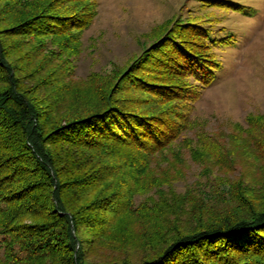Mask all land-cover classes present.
Listing matches in <instances>:
<instances>
[{"label": "trees", "instance_id": "1", "mask_svg": "<svg viewBox=\"0 0 264 264\" xmlns=\"http://www.w3.org/2000/svg\"><path fill=\"white\" fill-rule=\"evenodd\" d=\"M23 1H9L11 21L0 26V264H264V197L250 193L264 195V180L243 182L239 177L211 183V193L221 196L208 194L200 208L219 201L217 212L168 226L149 255L103 262L86 257L87 246L101 241L142 204L135 195L146 189L152 156L178 136L184 113L174 104L188 102L173 93L189 92L191 85L173 77L172 65L184 64L188 74L208 84L217 61L190 39H172L183 51L175 48L184 63L173 58L163 80L150 73L156 64L142 61V72L134 73L135 66L124 70L117 82L119 93H108L100 106L63 111L64 101L52 99L53 92L39 93L44 80L24 83L37 71L22 73L11 54L31 37L43 47L50 34L80 31L93 14L56 12L57 5L51 3L36 10L28 6L30 11L27 6H21L25 11L13 9ZM11 36L15 39L7 40ZM203 37L210 38L209 33ZM197 44L208 46L205 41ZM32 51L28 47L21 57ZM158 63L168 64L163 59ZM123 79L166 94L169 104L139 105L144 97L122 92L135 87L127 81L121 86ZM254 143L248 147L253 145L251 155L260 169L264 143Z\"/></svg>", "mask_w": 264, "mask_h": 264}, {"label": "rangeland", "instance_id": "2", "mask_svg": "<svg viewBox=\"0 0 264 264\" xmlns=\"http://www.w3.org/2000/svg\"><path fill=\"white\" fill-rule=\"evenodd\" d=\"M9 1L0 0V17L6 18L0 26L11 21ZM49 3L57 5L56 12L93 15L80 31L48 35L43 47L36 38H29L13 50L11 59L23 68L22 73L35 69L37 73L24 83L44 80L39 93L53 92L52 99L64 101L63 111L100 106L108 93H119L117 82L124 70L135 66L134 73L142 72V61L156 64L150 73H158L163 80L175 59L184 63V57L177 55V50L183 51L172 39H190L217 61L208 84L188 74L184 64L172 65L173 77L191 85L189 92L173 93L188 102L174 104L184 113L177 125L178 136L152 156L148 182L143 183L146 189L135 195L136 203L142 204L114 224L101 241L87 246L88 259L139 260L153 251L168 226L217 212L219 201L200 208L207 197L221 196V192L211 193V183L238 177L243 182L264 180V162L258 169L250 151L253 145L248 147L251 140L264 143V0H24L13 9L25 11L21 6H27L30 11ZM205 33L210 38L203 37ZM204 41L208 46L197 44ZM28 47L33 51L22 58ZM161 59L168 64L158 63ZM126 81L120 80V85L130 82ZM130 83L135 87L122 92L144 97L139 105L163 108L169 104L166 94ZM206 149L211 154L203 155ZM250 193L264 197L262 192Z\"/></svg>", "mask_w": 264, "mask_h": 264}]
</instances>
